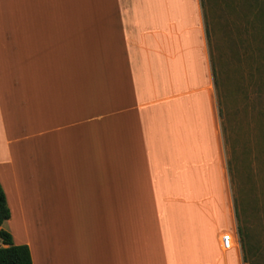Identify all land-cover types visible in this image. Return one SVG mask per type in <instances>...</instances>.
I'll use <instances>...</instances> for the list:
<instances>
[{
  "label": "crops",
  "instance_id": "obj_1",
  "mask_svg": "<svg viewBox=\"0 0 264 264\" xmlns=\"http://www.w3.org/2000/svg\"><path fill=\"white\" fill-rule=\"evenodd\" d=\"M215 73L201 0H0L13 244L32 264H244Z\"/></svg>",
  "mask_w": 264,
  "mask_h": 264
},
{
  "label": "rangeland",
  "instance_id": "obj_2",
  "mask_svg": "<svg viewBox=\"0 0 264 264\" xmlns=\"http://www.w3.org/2000/svg\"><path fill=\"white\" fill-rule=\"evenodd\" d=\"M202 4L244 264H264V0Z\"/></svg>",
  "mask_w": 264,
  "mask_h": 264
},
{
  "label": "trees",
  "instance_id": "obj_3",
  "mask_svg": "<svg viewBox=\"0 0 264 264\" xmlns=\"http://www.w3.org/2000/svg\"><path fill=\"white\" fill-rule=\"evenodd\" d=\"M202 1V0H201ZM203 5V4H202ZM205 19V18H204ZM206 25V23H205ZM208 34V32H207ZM235 201V200H234ZM236 206V203H235ZM10 211L7 206L4 192L0 186V241L4 247H0V264H32L30 250L26 245H14L11 235L3 230L2 225L9 220ZM236 218L239 222V217L236 210ZM238 233L242 252L244 251V231L238 223ZM243 261L245 257L243 255Z\"/></svg>",
  "mask_w": 264,
  "mask_h": 264
},
{
  "label": "built area",
  "instance_id": "obj_4",
  "mask_svg": "<svg viewBox=\"0 0 264 264\" xmlns=\"http://www.w3.org/2000/svg\"><path fill=\"white\" fill-rule=\"evenodd\" d=\"M222 247L226 250L232 248V238L229 234H225L221 238Z\"/></svg>",
  "mask_w": 264,
  "mask_h": 264
}]
</instances>
